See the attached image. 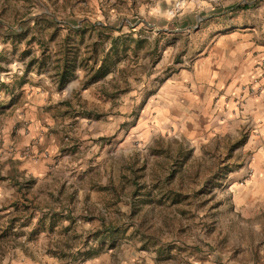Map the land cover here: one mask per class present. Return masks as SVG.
I'll list each match as a JSON object with an SVG mask.
<instances>
[{"label": "rangeland", "instance_id": "rangeland-1", "mask_svg": "<svg viewBox=\"0 0 264 264\" xmlns=\"http://www.w3.org/2000/svg\"><path fill=\"white\" fill-rule=\"evenodd\" d=\"M258 53L264 0H0V144L24 86L71 118L40 174L0 153V264H264L249 126L194 84Z\"/></svg>", "mask_w": 264, "mask_h": 264}, {"label": "crops", "instance_id": "crops-1", "mask_svg": "<svg viewBox=\"0 0 264 264\" xmlns=\"http://www.w3.org/2000/svg\"><path fill=\"white\" fill-rule=\"evenodd\" d=\"M196 17H199L200 21L207 18L201 10ZM247 61V67L243 71H237L234 65L230 66L228 80L216 69V71L210 70L208 73L210 76L206 75L207 80L214 85L204 82L194 84L204 92L214 91L216 88L222 90L227 84L224 90L225 96L220 99L221 105L226 104L225 106L230 109V119L241 120L248 124L249 141L256 144L252 162L254 182L258 178L264 180V53H258ZM216 74L220 76L215 77ZM23 88L24 95L13 105V116L8 120L9 133L0 144V153H3L5 158H11L15 163L19 162L22 170L40 174L41 167H47V162L65 146L61 127L71 118L60 117L53 113L58 102L63 99L59 93L62 90L54 94L50 91L53 85L49 88L40 84ZM67 91L69 90L63 92V96ZM218 108L220 104L210 108L203 104L196 111V115L202 118L205 124H211L208 122L216 116L215 113L219 112ZM259 186L264 187V183Z\"/></svg>", "mask_w": 264, "mask_h": 264}, {"label": "trees", "instance_id": "trees-1", "mask_svg": "<svg viewBox=\"0 0 264 264\" xmlns=\"http://www.w3.org/2000/svg\"><path fill=\"white\" fill-rule=\"evenodd\" d=\"M99 25V24H98ZM59 71L57 76L59 78V84L63 85L72 75L75 67V56L70 59L69 57L65 58L64 64H59ZM102 65H100L101 67Z\"/></svg>", "mask_w": 264, "mask_h": 264}]
</instances>
